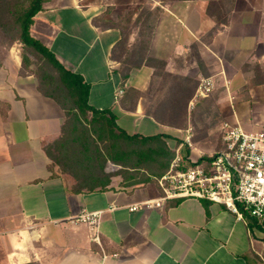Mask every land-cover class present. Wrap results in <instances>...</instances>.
Segmentation results:
<instances>
[{"label":"crops","instance_id":"obj_1","mask_svg":"<svg viewBox=\"0 0 264 264\" xmlns=\"http://www.w3.org/2000/svg\"><path fill=\"white\" fill-rule=\"evenodd\" d=\"M30 31L83 76L89 103L112 110L131 135L186 131L146 108L205 99H195L202 77L215 81L222 113L229 102L261 106L245 127L264 129V0H44ZM22 52L14 43L0 68V264H264L262 226L223 204L159 201L157 184L130 185L121 174L103 190L72 191L76 180L46 152L65 111L33 72H20ZM148 57L173 77L156 98L162 75ZM94 211H102L98 229L80 217Z\"/></svg>","mask_w":264,"mask_h":264},{"label":"trees","instance_id":"obj_2","mask_svg":"<svg viewBox=\"0 0 264 264\" xmlns=\"http://www.w3.org/2000/svg\"><path fill=\"white\" fill-rule=\"evenodd\" d=\"M43 1L0 0V52L3 50V54L0 55V68L6 52L14 43L20 42L23 45L20 72L22 74L33 72L39 81L38 89L44 95L53 98L64 109L66 120L62 127V135L46 146V152L53 164L58 165L62 172L70 174L76 180L72 187L74 192L107 188L113 176V173L106 170L109 161L124 166L119 173L124 180H129L130 185L147 183L153 180V176H162L175 157V152L165 139L170 136L131 135L117 124V116L112 110H99L89 103V84L85 82L83 76L67 69L50 48L31 34L30 28L35 15L43 8ZM208 13L214 16L211 7H208ZM142 32L144 37L151 35V30L143 28ZM148 44L147 41L146 46ZM147 63L155 67L156 74L162 75L154 94L155 98L160 97L165 91V82L173 77L163 73L165 62L148 57ZM34 64L38 65V68L34 69ZM132 92L136 91L130 90L128 93ZM136 94L139 95L138 92ZM198 102H206L209 107L215 102V97L210 95ZM156 103L151 102L146 108L148 115L155 117L162 124L187 128L189 123L187 110L184 114V124L178 125L157 114L152 109L160 105V102ZM190 151V148L186 147L185 154H189ZM144 167L148 168L152 176L138 175Z\"/></svg>","mask_w":264,"mask_h":264},{"label":"built area","instance_id":"obj_3","mask_svg":"<svg viewBox=\"0 0 264 264\" xmlns=\"http://www.w3.org/2000/svg\"><path fill=\"white\" fill-rule=\"evenodd\" d=\"M215 87L212 77H202L195 99L210 96ZM122 92L118 90L116 96ZM194 103L190 102V106L193 107ZM191 129L189 127L185 131L187 143L191 142ZM221 130V147L208 157L193 159L187 154L181 157L177 153L168 170L156 178L161 192L159 201L171 198L206 199L225 205L240 219L248 217L264 227V129L248 130L235 117L224 120ZM121 167L108 162L111 171ZM101 215L102 211H94L80 217L98 229ZM94 239L99 241L97 233Z\"/></svg>","mask_w":264,"mask_h":264},{"label":"rangeland","instance_id":"obj_4","mask_svg":"<svg viewBox=\"0 0 264 264\" xmlns=\"http://www.w3.org/2000/svg\"><path fill=\"white\" fill-rule=\"evenodd\" d=\"M147 37L148 36H145L144 39H147ZM145 45L146 44L143 43V46ZM2 51L0 52V55L3 54ZM33 68L34 69L38 68V65L34 64ZM198 101L199 100H197L194 103L193 107L190 106V102H182L181 100H179V102H166L167 105L160 104L159 106L152 108L157 112V114H159L165 120L167 121L169 120L178 125L184 124L185 121L184 114L186 110L188 112L189 123L187 128L192 127L190 131V133L192 134L191 142L190 143L186 142L185 130H183V133H181V135L174 136L173 138H167V137L165 138L169 147L175 152L174 159L177 157V153H179L180 156L183 157L186 153L185 152L186 147H189L191 150V152L187 155L189 157H192L193 159H199L202 156L203 157L209 156L215 153L217 150H219L222 143V132H221L222 123L224 120H233V117L231 116L232 115L231 108L238 110V115L236 114L235 116L244 126L249 124L247 122L248 121L247 118L248 115H250V113H255L256 115H260L263 113L262 112L263 108L261 106L254 107L250 105L251 103L249 102H233L234 103L233 107H231L232 105L229 102L230 106L225 104L222 113L219 109L218 102H212L208 107L206 105V102H198ZM155 104L157 103L155 102ZM89 115L91 116L90 113ZM192 116H193V120H192ZM185 142L187 143V146ZM178 149H180V152H177ZM193 149L194 152L192 153ZM119 165L122 166V164ZM123 169L124 166L116 171H111L110 168H108V164L106 166L107 172L113 173V176L120 174L119 172ZM145 174H150L147 167L141 169L138 175L142 177ZM156 178L157 177L153 176V180H151L150 183L156 184L157 183ZM126 181L128 182L129 180ZM262 231L264 232V227H262Z\"/></svg>","mask_w":264,"mask_h":264}]
</instances>
